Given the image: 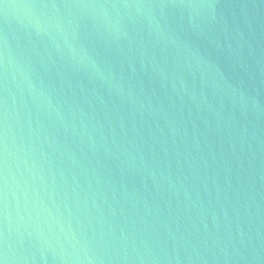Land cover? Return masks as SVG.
<instances>
[{
	"label": "water",
	"instance_id": "water-1",
	"mask_svg": "<svg viewBox=\"0 0 264 264\" xmlns=\"http://www.w3.org/2000/svg\"><path fill=\"white\" fill-rule=\"evenodd\" d=\"M2 264H264V0H0Z\"/></svg>",
	"mask_w": 264,
	"mask_h": 264
},
{
	"label": "snow or ice",
	"instance_id": "snow-or-ice-1",
	"mask_svg": "<svg viewBox=\"0 0 264 264\" xmlns=\"http://www.w3.org/2000/svg\"><path fill=\"white\" fill-rule=\"evenodd\" d=\"M0 264H2V262H0Z\"/></svg>",
	"mask_w": 264,
	"mask_h": 264
}]
</instances>
